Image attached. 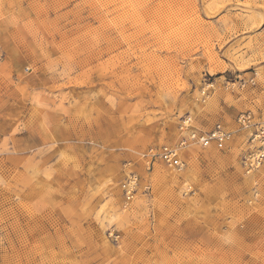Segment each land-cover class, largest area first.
Segmentation results:
<instances>
[{
  "label": "rangeland",
  "instance_id": "1",
  "mask_svg": "<svg viewBox=\"0 0 264 264\" xmlns=\"http://www.w3.org/2000/svg\"><path fill=\"white\" fill-rule=\"evenodd\" d=\"M248 111L264 0H0V264H264Z\"/></svg>",
  "mask_w": 264,
  "mask_h": 264
},
{
  "label": "built area",
  "instance_id": "2",
  "mask_svg": "<svg viewBox=\"0 0 264 264\" xmlns=\"http://www.w3.org/2000/svg\"><path fill=\"white\" fill-rule=\"evenodd\" d=\"M238 124L248 134V148L243 156V164L248 170L257 169L264 162V119L256 116L253 111H248L240 115ZM231 137L232 132L218 124L207 133L192 132L189 141L184 139L177 146L163 147L158 155L171 168L182 170L184 162L181 159V152L189 144L208 146L216 142L219 148H223Z\"/></svg>",
  "mask_w": 264,
  "mask_h": 264
},
{
  "label": "bare ground",
  "instance_id": "3",
  "mask_svg": "<svg viewBox=\"0 0 264 264\" xmlns=\"http://www.w3.org/2000/svg\"><path fill=\"white\" fill-rule=\"evenodd\" d=\"M197 105H198V104H197ZM260 167H261V166H260ZM260 167H258V169H256V170H255V172H256L257 170H259V169H260ZM253 173H254V172H253ZM251 175H252V173H251ZM249 176H250V175H249Z\"/></svg>",
  "mask_w": 264,
  "mask_h": 264
}]
</instances>
